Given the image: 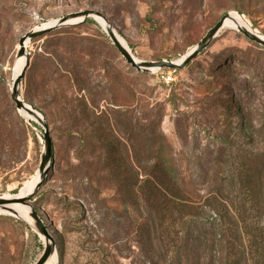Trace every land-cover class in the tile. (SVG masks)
<instances>
[{
	"label": "rangeland",
	"instance_id": "1",
	"mask_svg": "<svg viewBox=\"0 0 264 264\" xmlns=\"http://www.w3.org/2000/svg\"><path fill=\"white\" fill-rule=\"evenodd\" d=\"M81 10L103 13L137 60H182L232 13L264 37V0H0V195L29 187L44 148L10 99L19 39ZM95 22L24 45L18 96L52 141L26 205L54 263L264 264V51L223 25L184 67L139 71ZM0 215V264H33L44 238Z\"/></svg>",
	"mask_w": 264,
	"mask_h": 264
},
{
	"label": "water",
	"instance_id": "2",
	"mask_svg": "<svg viewBox=\"0 0 264 264\" xmlns=\"http://www.w3.org/2000/svg\"><path fill=\"white\" fill-rule=\"evenodd\" d=\"M227 16L228 15L221 17L212 27H210L208 31H206L207 33L196 44L195 48L190 50L188 54L182 60L178 62L167 60V59L157 60V61L135 60L133 56L130 54L129 50L125 46H123L118 40L116 34L114 33L115 30L113 29L112 25L108 21L107 17L103 13H100L95 10H81L80 12L68 13L64 16H61L51 26L40 27L39 29L37 28V29L27 32L26 34H23L19 39V47L17 51V56L18 57L21 55L25 56L24 41L26 39L29 40L45 31L58 28L63 25L81 24V22H83L87 17H91L95 21H97L96 18H101L106 22L107 28H104L103 26L101 28H103L104 32L109 36V39L111 40L112 45L117 50L119 55L123 57L126 63H128L131 67L135 68L136 70L146 71V70H151V69L156 70V69H161V68H166V69L167 68H170V69L182 68L188 63V61L193 56H195V54L204 46V44L207 43L208 40L211 39L218 32V30H220L223 27V21L225 17ZM72 19H79V21L70 22ZM236 30L241 32L249 41L251 40L261 46H264V38L260 37L254 31L252 30L248 31L247 29H244L241 27H237ZM27 65H28V59L26 57L25 64L20 69L19 73L12 78L13 81H12V85L10 88V99L13 100L18 111H20V109L24 110L26 113L31 115V117H33L34 120H36L39 124L43 126L44 148H43V151L40 157V164L38 167V180L36 182L37 184L35 185L33 190L30 192V194L22 196V197H16V196L3 197L0 195V208L1 209L3 208L4 210L7 211V212H2V213H8L15 217H17V214L13 209H11L10 206L12 204H22V205L25 204L26 205L27 202L30 200L31 196L33 195L35 189L41 184L40 183L41 180L46 175L48 168L52 164L51 162L52 141L49 137L48 128H47L45 121L43 120V116L40 115L39 117L38 111H36L31 105H27V102H25L23 99H20L18 96V87L22 79L21 77L23 76V73ZM29 214L33 222L32 227L34 231L44 238L43 250L33 264H44L45 261L56 251V246H54L53 237L49 233L47 229V225L43 223L40 216L30 206H29Z\"/></svg>",
	"mask_w": 264,
	"mask_h": 264
},
{
	"label": "bare ground",
	"instance_id": "3",
	"mask_svg": "<svg viewBox=\"0 0 264 264\" xmlns=\"http://www.w3.org/2000/svg\"><path fill=\"white\" fill-rule=\"evenodd\" d=\"M96 19H97L98 22L99 21L101 22V23L99 22L100 25L102 24L101 27L103 26L104 28H107V24H106V22L103 19H101V18H96ZM77 21H79V19H72L70 22H77ZM50 24L51 23H48V24H45V25H50ZM223 25H227V26L230 25V26L234 27L235 29L237 27H241V28L247 29L248 31L251 30V28H248L247 25L240 19V17L238 15L234 14V13L228 14V16L225 17V19L223 21ZM114 33L116 34V36H117L118 40L120 41V43L128 49L125 40H123L120 37V35L117 34L116 32H114ZM262 38H264V37H262ZM26 41L28 42V39H26ZM24 45H25V41H24ZM24 48H25V46H24ZM133 58L135 60H137L134 56H133ZM24 60H25V57L23 55L19 56L18 64H17V67H16L15 72H14L15 76L19 73L20 69L23 67V65H24L23 63H25ZM178 61H180V59ZM27 105H29V104L27 103ZM20 111H22L28 117L33 119V117H31V115L26 113L24 110L20 109ZM39 117H40V114H39ZM37 180H38V173L33 177L32 181L30 182L31 184L29 185L28 188H26V189H24L21 192L16 193V194H6V193H4V194H1V196H3V197H11V196L22 197V196L28 195V194H30V192L33 190V188L37 184L36 183ZM10 207H11V209H13L16 212L18 218H20L22 220L24 219L31 226H33V222H32V219L30 218V214H29V206L28 205H25V204H23V205L22 204H12ZM2 212H7V211L4 210L3 208L2 209L0 208V214H2ZM55 257H56V251L45 261L44 264H55L54 263L55 262L54 261Z\"/></svg>",
	"mask_w": 264,
	"mask_h": 264
},
{
	"label": "trees",
	"instance_id": "4",
	"mask_svg": "<svg viewBox=\"0 0 264 264\" xmlns=\"http://www.w3.org/2000/svg\"><path fill=\"white\" fill-rule=\"evenodd\" d=\"M81 23H92V24L98 26L97 23L95 22V20H94L93 18H90V17H87V18H86L83 22H81ZM248 41H249V40H248ZM250 41H251V40H250ZM250 41H249V42H250ZM251 42H252L256 47H258L259 49H261V50L264 51V46H261V45L255 43L254 41H251ZM16 192H17V191H13V193H16ZM34 210H35V212L38 214L37 210H36V209H34ZM38 215H39V214H38ZM2 216H4V215H0V217H2ZM5 216H6V215H5ZM31 234H32L33 237H34V243H35L37 249L40 250V249L42 248V246H41V243L39 242V240H38V238H37V235H36L35 233H33V232H31Z\"/></svg>",
	"mask_w": 264,
	"mask_h": 264
},
{
	"label": "built area",
	"instance_id": "5",
	"mask_svg": "<svg viewBox=\"0 0 264 264\" xmlns=\"http://www.w3.org/2000/svg\"><path fill=\"white\" fill-rule=\"evenodd\" d=\"M161 75V78L162 80L165 82V83H168L170 81H172L174 79L173 75H171V71L168 70L165 74H160Z\"/></svg>",
	"mask_w": 264,
	"mask_h": 264
}]
</instances>
